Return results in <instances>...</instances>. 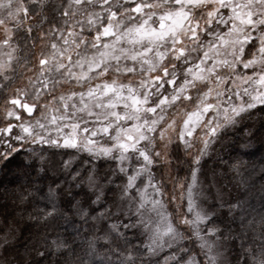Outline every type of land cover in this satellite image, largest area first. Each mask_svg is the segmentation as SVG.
Segmentation results:
<instances>
[{
	"label": "rangeland",
	"instance_id": "374dc122",
	"mask_svg": "<svg viewBox=\"0 0 264 264\" xmlns=\"http://www.w3.org/2000/svg\"><path fill=\"white\" fill-rule=\"evenodd\" d=\"M137 13L128 23L112 16L107 37L84 35L73 21L21 55L38 18L23 0H0V87L21 76L0 107V150L23 141L110 160L111 179L123 175L117 212L134 217L152 258L232 264L226 241L206 225L199 170L264 104V0H145ZM177 146L193 167L178 182L161 172ZM85 183L103 194L92 168Z\"/></svg>",
	"mask_w": 264,
	"mask_h": 264
},
{
	"label": "trees",
	"instance_id": "16d2710c",
	"mask_svg": "<svg viewBox=\"0 0 264 264\" xmlns=\"http://www.w3.org/2000/svg\"><path fill=\"white\" fill-rule=\"evenodd\" d=\"M23 1L40 28L33 37L24 35L21 55L49 36L63 35L73 21L84 35L101 32L107 37L112 16L132 22L140 17L137 8L145 0H102L80 9L75 0ZM97 12L95 24L86 23ZM20 78L13 76L0 87V107ZM13 145V151L0 150V264H94V259L162 264L150 256L134 217L124 219L117 212L123 175L111 179L112 161L44 143ZM183 152L180 146L171 150L172 163L161 171L165 177L168 170L176 182L190 176L192 161ZM91 168L102 182L99 197L85 183ZM199 173L201 201L210 211L206 225L226 241L232 264H264V104L223 136L217 152L201 162ZM221 189L226 196L219 194Z\"/></svg>",
	"mask_w": 264,
	"mask_h": 264
}]
</instances>
